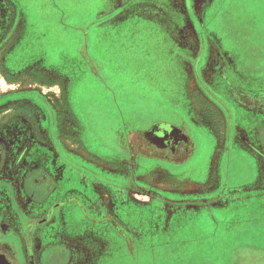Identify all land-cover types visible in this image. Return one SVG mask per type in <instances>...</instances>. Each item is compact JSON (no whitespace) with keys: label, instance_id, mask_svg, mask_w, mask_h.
Returning <instances> with one entry per match:
<instances>
[{"label":"rangeland","instance_id":"obj_1","mask_svg":"<svg viewBox=\"0 0 264 264\" xmlns=\"http://www.w3.org/2000/svg\"><path fill=\"white\" fill-rule=\"evenodd\" d=\"M10 2L0 223L16 216L22 249H43L46 264H264V0H193V22L174 35L180 55L172 31L183 18L169 0ZM145 5L156 13L139 15ZM101 16L112 18L93 26ZM185 57L189 113L211 134L182 124L189 160L138 165L125 148L151 119L173 121ZM50 209L60 220L34 246L38 221L19 214Z\"/></svg>","mask_w":264,"mask_h":264},{"label":"flooded vegetation","instance_id":"obj_2","mask_svg":"<svg viewBox=\"0 0 264 264\" xmlns=\"http://www.w3.org/2000/svg\"><path fill=\"white\" fill-rule=\"evenodd\" d=\"M169 125L170 124L164 123L153 124L149 128L141 131L139 140L135 141V138L131 145L127 147V152L131 158L130 161L132 160L131 154H133V151H135L136 161L140 159V161L146 160L154 163L169 164L168 162L170 161H183V158L187 159L194 148L192 137L188 136L187 131L182 125H180L182 130L173 129ZM149 131H154L155 133L152 135L147 134ZM122 161H124L125 164L127 160L125 161L122 158ZM49 211L45 216H42L41 213H37V211L36 213L38 216H35L34 213L28 215L25 212L19 214L22 216L21 218L29 222V224L38 221L37 225L32 227L30 234V239L34 242V246H36V244L42 245L45 242L42 238L38 239L35 234L39 230L45 232L48 224L60 219V216L55 214L53 209ZM105 213L108 214L107 212ZM13 219H15L17 223L18 220L16 216L9 217L6 223H0V264H46V262L44 263L42 261V258L46 256L43 249L40 251L36 250L33 254L26 253L24 249H22L24 243H27V238L25 234L21 236L22 239L19 238V230L13 226ZM0 220H2L1 215ZM57 238H59V234ZM50 240L55 241L56 237H50L49 242H51ZM13 245H20V250L15 251Z\"/></svg>","mask_w":264,"mask_h":264},{"label":"crops","instance_id":"obj_3","mask_svg":"<svg viewBox=\"0 0 264 264\" xmlns=\"http://www.w3.org/2000/svg\"><path fill=\"white\" fill-rule=\"evenodd\" d=\"M170 1V4L176 9V11L178 12V13H180L181 14V16H182V18H183V22H180V24L179 25H175L174 27H173V31H172V38L174 39V44H175V48L177 49V54H182L181 52H180V48H178V44H177V40H176V38L174 37V35H175V33L177 32V30L178 29H180L182 26V24H184V23H188V24H190V23H192L193 22V14H192V10H191V7L193 6V0H180V3H181V5H183L184 4V7L186 8V12H182V10H178L177 9V4L174 2V0H169ZM182 1V2H181ZM8 2L9 3H7L6 1H3V0H0V7L3 5V6H5V7H9V5H12V2H10V0H8ZM14 5V4H13ZM137 9L139 10V12H141V13H139V15H141V16H145V15H148L149 13H156V11H154L152 8H150V6L149 5H145V6H142L141 8H139V7H137ZM110 19H107L106 18V16H101L96 22H94V25L93 26H104V25H106V24H108L110 21H111V18H112V16H110L109 17ZM3 17L1 18L0 17V30H1V26H2V24L5 22V20L3 19ZM16 46V45H15ZM15 48V47H14ZM13 48V49H14ZM13 49L9 52V54L13 51ZM187 51V50H186ZM185 53H187V52H185ZM8 54V55H9ZM8 55H7V57H8ZM181 62V61H180ZM185 64H184V67H185V73L188 71V68H189V64H191V63H188V61H187V59H186V57H185ZM186 86H187V73H186V80H185V83L183 84V86H182V84L179 82V83H176V85H175V91L174 90H172V92H176V97H175V99H173L171 102H169V101H167L169 104H172L173 105V107L170 109L171 111H174V113L172 114L173 116H174V119H173V121H169V120H161V119H155V118H153V119H151L150 121V125L147 127V128H149L151 125H153V124H158V123H160V124H162V123H164V124H170L169 126L171 127V128H173V129H176V130H182V128H181V126L180 125H182V124H184V125H187L188 127H193V126H199V127H201V128H205L210 134H211V132H210V130H209V128L207 127V126H205V125H200V121H198L199 119L196 117V116H194V115H191L189 112H190V110H189V108H188V106H187V94H186ZM170 87V86H169ZM170 89V88H169ZM68 92H69V90H68ZM181 95L183 96V99L185 100V102H184V105H185V107H186V112H183V111H178V110H176V109H174L175 107H177L178 106V104H180V102H182L181 101V99H180V97H181ZM68 102H70L69 101V93H68ZM164 102V101H163ZM165 103V102H164ZM189 104V103H188ZM171 106V105H170ZM176 110V111H175ZM150 115V114H149ZM183 115H185V116H183ZM186 117V118H185ZM197 120V121H196ZM200 122V123H199ZM146 128V129H147ZM191 130H192V128H190ZM145 130V129H144ZM141 131H143V130H141ZM141 131H138V132H141ZM138 132L137 133H133V134H130V135H136V134H138ZM155 133V132H154ZM135 139V137L133 138V140ZM132 140V141H133ZM132 143V142H131ZM125 150L127 151V148H125ZM193 156V153L191 152V154L187 157L188 159L187 160H189L191 157ZM182 160V159H181ZM186 159L185 158H183V161H185ZM144 161V160H143ZM183 161H180V162H183ZM137 164L139 165L140 164V159H138L137 161ZM187 162V161H186ZM122 164L125 166V164H124V161H122ZM160 164V163H159ZM162 165H165L164 163H161ZM185 164V163H184ZM63 166H64V164H63ZM66 166H69V168H70V170L72 171V172H75V173H79L80 175H83V170H82V167H80L78 164H76V163H74V162H72V161H68V163H67V165ZM183 166V165H182ZM179 167V166H178ZM173 171V170H172ZM82 173V174H81ZM82 177H84L83 178V180L84 181H88V178L86 177V176H81V178ZM87 179V180H86ZM58 220H60V219H57V221H55V222H53V223H51V224H48L47 225V227H46V229L47 228H50V227H52L53 225H54V223L56 224V223H58ZM48 230V229H47Z\"/></svg>","mask_w":264,"mask_h":264},{"label":"water","instance_id":"obj_4","mask_svg":"<svg viewBox=\"0 0 264 264\" xmlns=\"http://www.w3.org/2000/svg\"><path fill=\"white\" fill-rule=\"evenodd\" d=\"M147 134L152 135V134H154V131H149V132H147Z\"/></svg>","mask_w":264,"mask_h":264},{"label":"trees","instance_id":"obj_5","mask_svg":"<svg viewBox=\"0 0 264 264\" xmlns=\"http://www.w3.org/2000/svg\"><path fill=\"white\" fill-rule=\"evenodd\" d=\"M66 101H68V97H66Z\"/></svg>","mask_w":264,"mask_h":264}]
</instances>
